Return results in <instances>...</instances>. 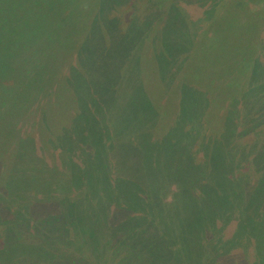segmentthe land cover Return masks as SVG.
Here are the masks:
<instances>
[{"label": "rangeland", "instance_id": "obj_1", "mask_svg": "<svg viewBox=\"0 0 264 264\" xmlns=\"http://www.w3.org/2000/svg\"><path fill=\"white\" fill-rule=\"evenodd\" d=\"M18 1L29 2L24 17L33 30L41 8L38 24L50 23L47 29L50 37H45L44 43L61 48H67L64 45L72 42L77 44L79 39L68 43L60 32L74 28V22L84 24L88 19L84 16L78 22L75 8L83 9L84 5L93 3V0H73L64 23L58 3L50 6L45 0H36L37 4L32 6L30 0ZM102 1L100 15L106 21L110 45L100 47L104 39L99 41L93 36L97 33L102 37V33L93 32L83 46L92 58L89 60L91 74L81 81L85 86L80 87L79 116L70 128L54 134L55 142L41 140L35 133L40 126L39 117L43 129L50 131L47 124L50 115L42 106L36 108L43 98L34 103L20 100L18 108H13L12 114L18 117L21 126L15 128L17 134L12 138L31 133L32 137H27L31 140H25L26 145L44 162L39 159L29 163H48L49 170L31 169L26 159L17 163V156L12 165L7 164L10 160L0 163V186L7 188V193L10 180L23 185V188L12 186L10 202L0 203V248L1 239L8 240L0 256L3 264H264L263 134L259 139L254 138L256 132L264 129V124L248 134L243 132L242 138L239 134L235 136V141L242 146L252 147L249 150L251 167H255L254 173H248L239 185L245 197L242 202L247 207L245 210L236 202L232 190L213 185L214 180H209V176L200 178V183L207 181L208 186L202 191L198 182L185 180L187 170L173 172L174 163L181 164L180 161H158V153L168 144L163 139L164 131L159 129L161 116L148 104L144 105L135 85H128L133 84L130 68L136 70L139 60L142 85L157 89L155 79L159 76L146 51L147 35L143 37L148 24L163 23L153 26L151 32L162 34L165 39L167 50L159 55V72L165 81H170L171 73L179 72L191 57L196 43L199 42L197 50L203 62L209 63L216 54L217 46L203 33L196 38L199 22L207 16L214 19L213 9L216 8L218 16L207 30L212 33L213 41L218 38V43L227 42L228 35L223 28L232 26L230 30L236 31V26L244 21L240 13L220 3L216 5L221 0H159L161 6L156 0H148L151 4L129 0L134 5L128 15L131 20L123 24L117 18V25L107 19L106 6L111 8L115 4L120 8L119 15H123L128 10L127 0ZM262 4V0H249L245 7L254 9ZM14 8L15 0H0V31L5 34L12 28ZM234 37V42L239 43V37ZM10 40V37L4 38L0 43V72H8L13 77L16 74L8 65L14 58L13 51L10 43H6ZM37 51L39 55L42 53L41 49L33 47L29 50L33 55L27 56L34 69L31 81H35L38 74V65L34 63ZM42 66L39 62V67ZM207 67L213 68L211 63ZM30 84L28 81L25 86ZM52 86L59 89L63 85L56 82ZM243 103L244 100H239L238 109L233 110L234 113L230 111L229 116L233 118L228 121V130L235 124V130L241 131L240 116L244 107L243 110L239 107ZM204 111L205 107H191L187 103V115L192 116L195 124L198 117L203 121ZM207 118L208 114L203 127L199 126L192 134L200 141L211 129ZM254 124L252 122L249 128ZM3 133L5 139L11 135ZM221 138L226 141L229 136ZM187 152L189 160L196 155L194 163L205 160L201 158L203 153ZM219 160V168L225 170L228 167L225 154L219 156ZM36 170L47 171V177H33ZM204 170L207 172L206 168ZM235 170H238L236 166ZM18 172L31 177L15 180Z\"/></svg>", "mask_w": 264, "mask_h": 264}, {"label": "trees", "instance_id": "obj_2", "mask_svg": "<svg viewBox=\"0 0 264 264\" xmlns=\"http://www.w3.org/2000/svg\"><path fill=\"white\" fill-rule=\"evenodd\" d=\"M30 1L32 6L37 4L36 0ZM72 1L45 0V3H48L50 6L57 5L58 3L60 16L65 23L69 17V4ZM141 1L146 4H151L148 0ZM155 2L161 6L158 3L159 0ZM262 2V6L251 9L245 7L249 5V0L218 1L216 5L220 3L221 6H224L228 10L240 13L244 20L243 23L238 24L236 26L238 29L234 32L230 30L232 26L223 28L226 29L228 35L227 42L218 43V38L213 41L212 33L207 30V26L209 24L211 25L218 16L217 10L214 8V19L210 16L205 17L203 21L199 22L197 31L195 32L196 38L203 33L207 40L215 43L217 46L216 54L209 62L213 68L211 70L208 69L207 66L209 63L203 62V58L197 50L199 47L198 42L193 48L191 57L182 66L181 70L171 73L170 81H165L159 72L161 67L159 55L167 50L165 39L162 37V34L156 35L151 32L153 26L157 24L162 25L163 23H150L145 28L143 24L141 27L146 31L143 37L145 38L147 35L146 37L148 38L147 44L145 42L146 51L149 60L154 64L155 73L160 78L157 77L155 79L157 83L156 90L144 87L142 85L143 78L140 75L141 64L138 60V68L136 70L130 68L133 84L128 83V85L136 86L138 97L144 105L148 104L153 112L161 116L159 129L164 131L163 139L168 141V144L158 153V161H180L181 164L174 163V167L176 168L173 169V172H181V169L187 170V179L185 180L189 182L192 180L195 183L198 182L202 191L206 188L207 181L200 183V178L204 179L207 176L208 179L209 176V180H214L213 185L217 184L218 186L232 190V193L236 195V202L244 206L245 210L247 209L246 205H242L245 197L242 195L239 185L243 179L248 177V173L255 171V167H251L252 159L249 150L252 147L248 148L249 146L246 144H244L246 146H242L240 142L235 141V136L239 134V137L242 138L245 134L251 132V130L264 124V0ZM28 3L15 0L13 22L10 24L12 28H10L8 34L0 31V43L4 38H11L6 43H10L14 58L8 62V65L10 66V70H13L16 74V76L12 77V74L8 72H0V163H5L10 160L11 162L7 164L12 165L14 157L17 156L15 158L19 159L17 163L26 159L27 162H24L29 164V166L31 165V169L39 167L41 170H49L48 163L42 165L29 163L36 162L40 159V156L35 151L30 150L26 145L25 140H31V133L25 136H17L14 139L12 138L13 134H17V129L15 130V128L21 126L18 117L12 114L13 108H18L20 100H29L34 103L38 98L42 97L43 99L37 103L36 108L42 106L46 110V113L50 115V117L47 115V124L50 131L43 129L41 126V118L39 117L40 126H37L35 133L39 134V139L41 140L42 138H46V140L55 142L54 134L58 135L62 131H65V129L70 128L72 121L76 120L79 116L77 114H79L80 99L82 98L80 87L84 85L81 81L90 76L91 68L89 67V60L92 59L89 54L87 55L85 53L83 46L88 43L89 35L93 32L102 33V37L97 33L93 36V39H99V41H101V38L104 39L103 44L99 45L100 47L110 45V36L106 27V21L100 15L104 3L102 0H93L92 5L86 4L83 6V9L77 6L74 10L78 22L84 16L88 17L84 24H76L74 22V28L65 29L64 32H60L63 39L66 38L68 43H71L74 38L79 39V42L77 44L73 42L70 45L65 44L64 46L67 48H61L59 46L49 47L51 44L48 42L44 43V38L50 37L47 33V29L50 28V23L44 25L38 24L41 18V8H39L35 23L36 29L33 30L31 23L24 17L28 11L25 10ZM131 4L132 2L127 0L125 5L128 7V10L123 15H119L118 11L120 8L117 9L115 4L111 8L106 6L107 19H112L117 25L119 20L123 24H127L131 20H128V15L134 9V5ZM164 23L166 24V22ZM96 26H99L98 30L95 29ZM234 36L239 37V43L234 42ZM33 47L42 50L40 55L39 51L34 53L36 55L34 63L38 65L39 74V76L36 74L35 81L34 79L31 81V72L34 69L30 66V61L27 58V56L33 55V53H29V50H32ZM39 62L43 64L41 68L39 67ZM197 70L201 72L199 73ZM28 81L32 84L25 86ZM56 82L62 83L63 86H60L59 89H53L52 84ZM31 91L34 92L33 95ZM52 100L54 101L52 102ZM239 100H244L245 103L239 107V110H243L242 108L244 107V112L240 116L241 123L239 128L241 131L237 132L234 128L235 124H233L232 129L228 130L230 128L228 121L233 118L229 116V113L237 108L236 103ZM187 103L191 107H205L203 121L208 114L207 119H209L211 129L204 135L201 141L192 134L195 133V130L199 126L203 127V121H200L198 117L197 124H195L192 116L187 115ZM248 120L251 123L248 124ZM252 122L256 124L251 129L249 127H251ZM262 130L255 133V140L261 138L259 136L263 134V139L261 138V140L264 142V132ZM3 131L11 135L5 139V136L2 135L4 134ZM243 132L246 133L243 135ZM29 136L31 137L27 138ZM224 136H229V138L225 141L221 138ZM3 138L4 140H2ZM220 141L221 146L219 147ZM200 148L205 149V152H200ZM166 149L170 150L167 151ZM27 150H30V152L24 156L23 153ZM189 150H192L196 154L198 152L203 153L201 154V158L205 157V160L200 159L199 162L194 163L196 155L189 160L190 153H186ZM223 154H225L228 165L225 170L219 168L221 164L219 156ZM243 161L244 163L246 162L245 168L241 170V166L244 163L242 165L240 163ZM40 162L43 163L44 160L40 159ZM17 163H14V165L16 166ZM203 166L207 172L204 168H201ZM235 166L238 169L237 171L235 170ZM250 168L252 170L251 172H249ZM13 169H11V172H13ZM9 171L10 169H8L4 177L6 181H8L7 174ZM197 172L199 173L197 174ZM33 174V177L36 178L47 177V171L41 172L36 170ZM176 175L179 176L180 174L176 173ZM261 175L264 178L263 173ZM30 177V175H24L18 172L15 175V180L16 178L28 179ZM8 183L9 185L7 187L10 193H7V188L0 186V203L4 202L8 204L10 202L12 186L17 188L20 186L23 188V185L17 184L16 181L11 183L10 180ZM214 191L219 196L218 191L216 189ZM18 212L22 214L25 211ZM1 241L0 256L6 246L4 243L8 240L1 239ZM1 262L2 264L4 262L2 257L0 258V264Z\"/></svg>", "mask_w": 264, "mask_h": 264}]
</instances>
